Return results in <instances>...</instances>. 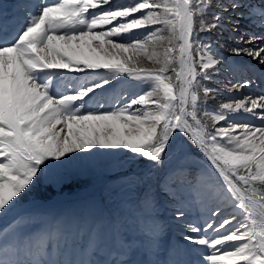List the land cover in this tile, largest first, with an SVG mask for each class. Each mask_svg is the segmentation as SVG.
Here are the masks:
<instances>
[{
	"label": "snow or ice",
	"instance_id": "1",
	"mask_svg": "<svg viewBox=\"0 0 264 264\" xmlns=\"http://www.w3.org/2000/svg\"><path fill=\"white\" fill-rule=\"evenodd\" d=\"M252 15L264 29V9L243 0H17L0 12V218L14 217L0 264H138L129 242L120 258H82L105 252L101 224L47 218L34 243L31 214L16 215L36 181L120 152L149 176L167 162L177 220L199 206L183 225L199 248L168 264H264V90L245 94L254 81L239 78L264 70V32L241 31ZM245 56L255 65L233 59ZM85 226L76 258L66 238ZM164 231L144 219L146 251Z\"/></svg>",
	"mask_w": 264,
	"mask_h": 264
},
{
	"label": "rangeland",
	"instance_id": "2",
	"mask_svg": "<svg viewBox=\"0 0 264 264\" xmlns=\"http://www.w3.org/2000/svg\"><path fill=\"white\" fill-rule=\"evenodd\" d=\"M16 3L17 0H0V12H12ZM243 3L250 5L257 12L264 9V0H243ZM242 11L246 17L249 15L248 8ZM259 21V15L242 19L241 31L247 30L257 34L264 32L259 26ZM233 59H238L241 64L255 65V62L246 56ZM239 78L254 81L252 86L244 90L245 94L255 95L264 90V70L259 65L241 73ZM220 102L224 101L217 97L208 101V107L213 109ZM115 156L114 160L110 158L111 154H106L90 165L70 167L57 178H42L36 181L31 192L20 201L16 210V215L20 217L31 214V219L23 225L26 234L34 243H38L45 228L43 221L47 218H76L85 221L84 217L88 213L91 218L87 223L102 225L100 240L105 252L94 256L84 255V259L103 261L120 258L116 253L124 242H129L135 247L131 258L136 261L140 257L142 264H168L171 260L186 262L192 259L185 254L184 249L199 246L190 245L183 239L186 234L183 225L186 219H195L199 214V206L192 204L185 218H175L174 200L167 193L175 191L176 186L166 179L167 162L158 170L152 169L149 176L144 165L133 162L128 154L120 152ZM146 194H150L154 201L150 208L144 206ZM13 218H0V228L10 223ZM146 218L157 219L165 228L158 247L153 246L148 251L145 250L147 242L144 241L142 232ZM66 239L68 250L73 252L76 258H81L80 249L87 244L86 226L80 232L68 235ZM59 245L64 248L65 238L59 240ZM48 250L54 253L51 246Z\"/></svg>",
	"mask_w": 264,
	"mask_h": 264
},
{
	"label": "bare ground",
	"instance_id": "3",
	"mask_svg": "<svg viewBox=\"0 0 264 264\" xmlns=\"http://www.w3.org/2000/svg\"><path fill=\"white\" fill-rule=\"evenodd\" d=\"M253 18V17H252ZM194 210V209H193ZM91 216V215H90ZM89 214L87 213L84 217L85 221H89L90 220V217ZM140 257L136 260L138 262V264H142V262L140 261Z\"/></svg>",
	"mask_w": 264,
	"mask_h": 264
}]
</instances>
